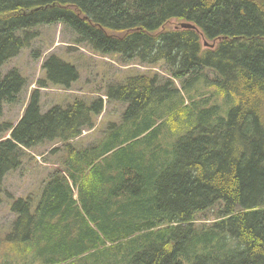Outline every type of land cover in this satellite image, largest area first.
<instances>
[{
    "label": "trees",
    "instance_id": "trees-1",
    "mask_svg": "<svg viewBox=\"0 0 264 264\" xmlns=\"http://www.w3.org/2000/svg\"><path fill=\"white\" fill-rule=\"evenodd\" d=\"M51 24L100 54L166 69L46 112L35 89L16 122H0V195L22 150L63 153L37 191L8 194L0 264H264V0H0V116L27 83L3 66ZM42 68L39 88L80 77L55 53ZM105 97L125 103L121 120L79 143Z\"/></svg>",
    "mask_w": 264,
    "mask_h": 264
},
{
    "label": "rangeland",
    "instance_id": "rangeland-1",
    "mask_svg": "<svg viewBox=\"0 0 264 264\" xmlns=\"http://www.w3.org/2000/svg\"><path fill=\"white\" fill-rule=\"evenodd\" d=\"M178 22V20H172L162 30L175 28L179 25ZM34 30L38 32V37L32 44L3 66L4 73L11 68H18L27 78V83L17 102L4 105L0 122H16L23 114L35 89H39L41 95L42 112H46L54 105L66 107L76 97L92 100L103 95L110 83L124 81L130 75L166 69L164 64L147 66L140 64L137 60L125 61L115 55L95 52L86 44L75 43L74 32L63 24L41 25ZM203 46L208 47L204 44ZM54 53L78 67L80 77L70 88L52 84L47 88L38 87V80L44 76L43 62ZM207 74L213 77L211 71L208 70ZM199 87L202 89L203 84H199ZM105 100V110L97 118V127L84 131L79 143L92 144L100 136L105 125L111 121L121 120L125 103ZM219 101L223 103L226 100L220 96ZM222 114L225 113L222 112ZM60 145V143L47 142L31 150L21 151L22 165L17 171L10 172L6 176L3 184L5 192L0 195V238L5 236L15 219L14 213L9 208L11 198L8 194L18 197L37 191L54 170L59 168L63 153H53V149L59 148ZM218 207L219 205H216L211 210L200 213L198 224L210 225L216 219Z\"/></svg>",
    "mask_w": 264,
    "mask_h": 264
},
{
    "label": "water",
    "instance_id": "water-1",
    "mask_svg": "<svg viewBox=\"0 0 264 264\" xmlns=\"http://www.w3.org/2000/svg\"><path fill=\"white\" fill-rule=\"evenodd\" d=\"M182 26L185 28H196V26L194 24H188V23H184ZM206 45H207V43H206Z\"/></svg>",
    "mask_w": 264,
    "mask_h": 264
},
{
    "label": "bare ground",
    "instance_id": "bare-ground-1",
    "mask_svg": "<svg viewBox=\"0 0 264 264\" xmlns=\"http://www.w3.org/2000/svg\"><path fill=\"white\" fill-rule=\"evenodd\" d=\"M188 24H192V23H188Z\"/></svg>",
    "mask_w": 264,
    "mask_h": 264
}]
</instances>
